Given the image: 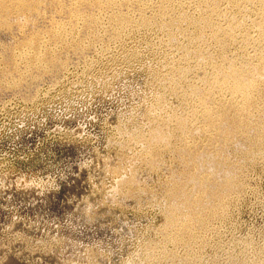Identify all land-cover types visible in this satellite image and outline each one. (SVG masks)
Returning a JSON list of instances; mask_svg holds the SVG:
<instances>
[{"label":"rangeland","instance_id":"rangeland-1","mask_svg":"<svg viewBox=\"0 0 264 264\" xmlns=\"http://www.w3.org/2000/svg\"><path fill=\"white\" fill-rule=\"evenodd\" d=\"M26 1L0 9V264H264V86L213 127L242 104L222 68L264 65V0ZM178 188L204 207L170 225Z\"/></svg>","mask_w":264,"mask_h":264},{"label":"bare ground","instance_id":"bare-ground-1","mask_svg":"<svg viewBox=\"0 0 264 264\" xmlns=\"http://www.w3.org/2000/svg\"><path fill=\"white\" fill-rule=\"evenodd\" d=\"M24 1H26V0H0V9H4L7 12L9 10V8H11V5L13 3H15V2H19V3L23 2L24 3ZM215 83L218 85H221L223 90H227L230 93L239 96L242 100L241 107L237 110H235V109L232 110L231 113H233V116L231 119L228 118V116L231 115L230 114L231 109L226 110V111H224L218 115L219 117H217V119H216L217 122L215 121V124L213 125L214 129L216 130V136H214L215 137V143H216V146H218L217 148L220 150V147L227 145L232 140L234 141L236 139V137L238 136V134L245 128L246 124H244L242 122V120L239 118V115H240V112H242L243 114H245L244 116H246V118H247V116L252 114L251 108H253V107H251L252 104L250 103L251 98H252V94L256 93L257 91L259 93L260 89H262V87L264 86V65L262 66L260 64V65L248 68V70H246V71H241V70L234 68L231 65L227 64L226 66H224L222 68L220 78L216 79ZM263 91H264V89H263ZM204 95L207 99L209 98L208 93L205 92ZM203 112H204V119L203 120H204V122H208L209 119L212 118L211 110L209 108H204ZM228 119H230V120H228ZM226 122L230 123V125L227 126L226 128L225 127L223 128V130L226 129L227 131L226 130L223 131L222 129H220V128H222L220 126L223 123H224V125L227 124ZM177 123L181 128H185L184 123H182V122H177ZM163 134L164 133H163L162 128H157L156 131L149 134L150 135L149 140L150 141H156L158 143L159 142L160 143H166L167 141L164 140L165 135H163ZM258 136L260 137L261 134L258 133ZM212 141H214V140H212ZM214 152H215L214 150L212 152V151H207L205 149L203 151L193 152V153H192V151H190L187 154L188 158L185 157V159H187L189 161V162L187 161L188 163H191V164L193 163V168H194V170L192 169L193 172L191 170H190L191 174L188 173L189 171L187 172L188 176L190 175L189 180H190V183H192V187H199L198 191L203 192V193H204V191H206L205 192L206 195L208 192V195L210 194L209 195L210 199H212L213 193H215V191H216L215 187L217 188V190L218 189L220 190V188H221L220 191H225L230 187V182L227 179L230 176V170H229L230 168L227 167L228 169L224 170L222 168L223 167L222 166L223 163H221L222 161H219V156L217 153H215L216 156H214ZM217 156H218V160L216 159ZM187 165L188 164H186V166ZM199 170H202L203 172L200 173ZM198 171H199V173H198ZM219 178L224 179V181L222 180L223 181L222 183L221 182L219 183L220 188H218V186H219L218 185V182H219L218 179ZM195 189L197 191V188H194V190ZM194 190H193V193H194ZM213 190H214V192H213ZM217 192L218 191H216V193ZM187 193L188 192L182 188L181 190L179 189V191L176 192L175 195H172L174 197V200H175L174 201L172 199L173 200L172 203L173 204L176 203V204H174L172 206V210H170L171 211L170 216L172 218L170 217L171 220L169 219L168 224L175 225L177 223L179 216H183V215L186 216L187 215L190 217L193 215V212H194L196 207L197 208L199 206H201L202 208L204 207L203 205H200V202H202V200L200 202L197 200V199L200 200V198L196 199V197H193V195H192L193 193H191V192L189 194H187ZM195 195H197V194H195ZM210 199L208 198L209 201H210ZM176 201H178V202H176ZM170 205H172V204H170Z\"/></svg>","mask_w":264,"mask_h":264}]
</instances>
